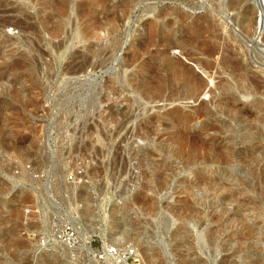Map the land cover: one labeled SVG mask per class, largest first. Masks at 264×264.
Instances as JSON below:
<instances>
[{"label":"rangeland","instance_id":"1","mask_svg":"<svg viewBox=\"0 0 264 264\" xmlns=\"http://www.w3.org/2000/svg\"><path fill=\"white\" fill-rule=\"evenodd\" d=\"M260 1L0 0V264H264ZM167 50L197 98L138 89Z\"/></svg>","mask_w":264,"mask_h":264},{"label":"bare ground","instance_id":"2","mask_svg":"<svg viewBox=\"0 0 264 264\" xmlns=\"http://www.w3.org/2000/svg\"><path fill=\"white\" fill-rule=\"evenodd\" d=\"M260 15L261 16H260V20H259V25L260 24L262 25L263 19H264V6L262 5V3H261V14ZM202 65H204V64H202ZM151 68L152 69L149 73V77L151 79L150 82L147 80H144V79H138V81H139L138 82L139 83L138 89L144 91V94L147 92L148 93L151 92V93H154L156 98H159V97L161 98V96H163L162 92L165 91V89L169 88V89H171V92H172L171 94L173 95V96L171 95V97H169V98L172 99L173 101L178 99V98H176L177 93L178 94L182 93L181 94L182 98H194L195 99L198 97L199 94L203 93L202 91L205 90V88L207 87L205 82L202 79H200L193 71H191L189 68L184 66V64H182L180 61L174 60L169 55L168 50H167V52L163 51V53H161L160 58L156 62V65L155 66L153 65ZM158 70H159V73H161V74H157ZM156 78H158L157 81L154 80ZM163 94H164V92H163ZM150 95H153V94H150ZM177 97L180 98V96H177ZM170 99H169V101H171ZM175 119H177L179 122H181V124L183 123L184 125H186L187 123H189L192 120V117L188 116V115H179V114L175 113V115L170 117V120L174 121ZM187 138L188 137H186V139L185 138L181 139V141L179 143V146H180L179 149L181 151L188 149L192 154H194L195 157L199 155L201 150H203L205 153H208V151L212 150L213 148H216L215 142H213V141L212 142L203 141L202 143H200L201 145H197V144H195V142L193 144L191 143V141L189 140V138H191V137H189L188 139ZM191 140H192V138H191ZM214 150H216V149H214ZM214 158L217 162L226 164V163H229V161L231 160V155L229 152H224V153L218 152ZM209 161H211V160H209ZM207 178H209V177H207ZM204 180L206 182L209 181L211 183V185L213 186V188H215L216 191H218L217 189L223 188V186L226 185V184H222L221 183L222 180L219 181V179L210 181V180L205 178ZM219 191H221V190H219Z\"/></svg>","mask_w":264,"mask_h":264},{"label":"built area","instance_id":"3","mask_svg":"<svg viewBox=\"0 0 264 264\" xmlns=\"http://www.w3.org/2000/svg\"><path fill=\"white\" fill-rule=\"evenodd\" d=\"M264 5V0L260 1ZM259 15V19H260ZM84 171L81 168L76 169L73 173L68 176L69 180H74L76 177H82ZM55 240L64 243L70 248H74L78 244V231L72 222H66L61 228L57 229L54 233ZM90 251H92L95 256L100 261H115L116 264H138V258L134 257L133 249L123 248L120 245H102L98 249H93L92 245H89ZM93 249V250H92Z\"/></svg>","mask_w":264,"mask_h":264}]
</instances>
